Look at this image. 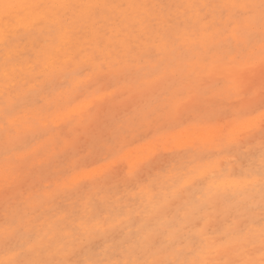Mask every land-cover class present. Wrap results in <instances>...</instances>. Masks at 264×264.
<instances>
[{"label":"snow or ice","instance_id":"snow-or-ice-1","mask_svg":"<svg viewBox=\"0 0 264 264\" xmlns=\"http://www.w3.org/2000/svg\"><path fill=\"white\" fill-rule=\"evenodd\" d=\"M257 57L264 70V0H0V264H264V137L258 163L237 157L239 171L225 175L211 162L241 144L236 120L256 111L257 96L264 132V83L257 93L248 76ZM93 84L98 97L111 89L108 95L125 99L131 111L124 135L145 125L202 131L188 147L189 163L207 158L208 166L172 170L175 194H189L182 219L136 220L123 197L108 202L103 219L89 212L93 202L82 195L83 213H69L53 205L78 184L57 179L37 186L32 144L47 134L58 91ZM230 110L234 119L221 123ZM81 115L85 125L94 118L91 108ZM123 150L118 137L93 141L88 157L109 167L88 180L127 185L137 178L135 168L120 176ZM87 168V160H77L71 170ZM221 203L236 210L232 222L218 236L206 228L190 234L187 221ZM85 251V260L72 258Z\"/></svg>","mask_w":264,"mask_h":264},{"label":"rangeland","instance_id":"rangeland-1","mask_svg":"<svg viewBox=\"0 0 264 264\" xmlns=\"http://www.w3.org/2000/svg\"><path fill=\"white\" fill-rule=\"evenodd\" d=\"M148 1H151L150 3L209 4L224 2V0H147L145 2L148 3ZM114 2L122 3L123 0H120V2L114 0ZM251 2L258 3L259 0H251ZM212 22V17L210 16L208 23L211 24ZM214 32L215 29L206 34V42L208 44L212 43ZM256 47L259 49V44ZM248 76L258 93L261 84L264 83V70L260 67L259 57H257L256 67L248 73ZM96 87L98 85L93 84L92 88L86 91H77L73 86L58 91V104L46 121L47 128L45 131L47 134L32 144V150L39 154L38 159L35 161L36 170L34 173L38 182L37 186L46 187L50 183L55 185L57 179L61 183L67 179L73 184H78L79 188L74 195L70 198L60 197L53 205V207L63 208L69 213H83L84 209L79 202V197L82 195L85 199H91L93 202L89 212L103 219L109 211L108 202L114 203L117 198L123 197L128 204L125 211H130V214L134 215L133 218L136 220H153L160 224H166L176 217L182 219L187 211L185 201L189 198V194L186 192L175 194L171 182L175 178L172 170L174 168H182L183 172L187 174L191 167L206 168L210 161L206 158L199 161L198 164H190L192 157L188 152V147L192 143L177 146L172 139L168 140L167 143L163 141L167 139L166 137L179 130L195 126L185 125L174 128L164 126L157 131L155 126L145 125L135 131L129 130L127 135H124L121 130L122 123L127 121L128 113L131 109L127 107L124 98L114 99L111 95H108L112 91L111 89H105L103 95L99 97L94 95ZM89 98L93 101L87 102L90 101ZM85 102H87L86 105ZM78 103L83 105L82 112L88 108L92 109L94 118L86 125L82 124V115L78 111L68 113L73 109V107L71 109L70 107L74 106L75 108ZM57 113L58 115H56ZM66 113L67 115H65ZM258 113H260L259 96H257L256 111L250 116L239 118L236 120V124L251 120L255 115V118H257ZM233 119L230 110L228 120L221 121V123H231ZM255 124L257 126L254 125L249 128L251 129L250 133L248 130L241 133L243 135L241 144L232 149V154L213 156L211 158V162L215 164L217 170H222L225 175L232 171L238 172L237 157L245 160V162L248 158H253L257 163L259 162L264 132H262L261 120ZM110 137H118L121 143L124 144V150L121 153V161L118 166L120 176L127 175L130 168H135L138 171V177L131 179L127 185L117 183L112 178H109L102 186L94 185L87 178V176L91 175L100 176L109 167V162L102 158H96L95 162H93V158L88 157V152L93 141ZM0 139H2V132H0ZM152 142L157 144L154 151L146 154L143 149L139 150V159L135 162L136 164L134 163L131 166L127 161L128 158L124 157L123 153L140 149V147ZM77 160H87L88 168L82 172H73L71 169ZM100 166H103V168L101 169ZM60 171L65 172L66 175L59 176L58 173ZM76 174H79V176ZM157 176L160 177V180L156 184L155 189L150 190L149 186L152 184L153 178ZM101 187L102 190H98ZM4 201L5 193L2 185H0V221L4 217ZM235 215L236 210L234 208L229 207L227 203H221L208 209L200 216L190 218L187 221L188 229L190 234L195 235L206 228L211 236H218L227 224L232 222ZM201 216H203V219H201ZM255 216L258 221V207ZM258 228L259 225L257 224V231ZM88 254L85 251L78 253L72 258L74 260H85Z\"/></svg>","mask_w":264,"mask_h":264},{"label":"bare ground","instance_id":"bare-ground-1","mask_svg":"<svg viewBox=\"0 0 264 264\" xmlns=\"http://www.w3.org/2000/svg\"><path fill=\"white\" fill-rule=\"evenodd\" d=\"M147 2V0H139V2ZM223 1V0H222ZM118 2H120V0H118ZM128 2H132V0H123V2L122 3H128ZM151 2V1H150ZM149 1H148V3H150ZM224 2H231V0H224ZM103 95V94H102ZM67 98V97H66ZM59 100V99H58ZM71 100H73V99H71ZM89 100H90V98H89ZM95 100V99H94ZM91 101H93V100H90V101H87V102H91ZM97 101V100H96ZM87 102H85V105H86V103ZM82 103H83V101H82ZM73 107V109H71ZM83 108V105H79V103L77 104V107H76V105H75V108H74V106H71L70 107V111L68 112V113H71V112H74V111H78L80 114H82V109ZM66 112V111H65ZM62 113H64V112H62ZM261 113V112H260ZM260 113H258V116H257V118H255L256 117V115H255V117H253V119H251V120H246L245 122H241V123H237V124H235V128H236V131H238V132H240V133H242V132H244V131H246V130H248L249 128H251V127H253L254 125H256L255 123H257V122H259L260 120H261V114ZM56 115H58V113L56 114ZM65 115H67V113L65 114ZM56 117V116H55ZM52 118V117H51ZM248 119H250V118H248ZM55 120V119H54ZM244 121V120H243ZM257 126V125H256ZM203 135V133H202V131L200 130V129H198V128H196V127H190V128H185V129H182V130H179L178 132H176V133H174V134H172L171 136H168V137H166L167 139H165L163 142H165V143H167L168 142V140H170V139H172L173 141H174V143L177 145V146H184V145H188V144H191V143H193V141L194 140H197L198 138H200L201 136ZM242 135V134H241ZM243 136V135H242ZM170 143V142H169ZM173 143V144H174ZM156 143H154V142H152V143H149V144H147V145H145V146H142V147H140V149H135V150H129V151H126V153H123L124 154V157H126V158H128L127 159V161L129 162V164L131 165V166H133L134 165V163L139 159V155H140V153H138L139 152V150H142L143 149V151H146V154H147V152L148 153H150V152H153L154 151V149L156 148ZM165 147H168V146H165ZM164 147V149H166ZM122 154V155H123ZM231 161V160H230ZM222 163V162H221ZM108 164V163H107ZM136 164V163H135ZM237 164V163H236ZM238 165V164H237ZM109 166V165H108ZM101 167V166H100ZM103 168V166L101 167V169ZM95 169V168H94ZM97 171H99V170H97ZM85 173V172H84ZM86 175H89V174H87V172L85 173ZM84 174V175H85ZM77 176H79V174H76ZM81 177V176H80ZM88 177V176H87ZM77 179V178H76ZM134 216V215H133ZM259 257V253L257 252V258Z\"/></svg>","mask_w":264,"mask_h":264}]
</instances>
